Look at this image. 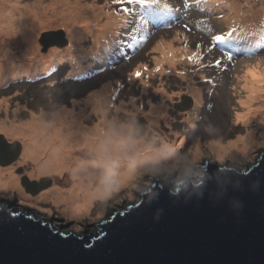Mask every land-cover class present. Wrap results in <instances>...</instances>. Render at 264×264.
Segmentation results:
<instances>
[{
  "label": "rangeland",
  "instance_id": "rangeland-1",
  "mask_svg": "<svg viewBox=\"0 0 264 264\" xmlns=\"http://www.w3.org/2000/svg\"><path fill=\"white\" fill-rule=\"evenodd\" d=\"M20 1L26 3L32 0ZM88 1L81 0L82 3ZM225 1L217 2V0H214V2H203L197 5L194 0H188V7L185 8V0H173L167 5L169 10L166 15L170 16L175 13L177 16H181L185 14L186 18L172 23L169 19V22L157 27L153 33H150L147 40H144L145 34L138 32L139 25L133 17L143 18V14L152 13L155 10L143 7L135 10L139 0H130V2L126 0L125 3H121L119 0H116V2L114 0H95L92 4L94 9L91 10L90 8L89 12L91 13L87 16L97 15V20L101 25L109 16L113 21H117L115 26H112L103 34V37L109 33L107 39L118 40L119 43L114 44V47L123 49L118 55L116 52H111L110 55L118 56L119 60L103 68L91 58L92 54L87 55L86 59L83 58L84 60L81 58L78 65L91 59V67L94 68L91 70V67H89L87 71L80 75L83 76L82 80L84 81L63 78L67 65H63L62 61H58L57 58L60 55H53L52 50L56 49L63 52L61 50L67 48H65L66 43L63 44L60 38L61 31L63 32L62 37L70 39L78 50L90 49L92 51V46L102 47L104 38L100 36L99 40L95 42L91 33L92 29L94 30V27H97L91 25L96 19H89V17L84 20V23L89 24L90 27L84 28V34L78 41L73 40L71 36L72 27L65 28L59 24L40 27L29 46L19 36V32L15 34L0 33V48L7 49V56L0 55V62L9 61L11 63L9 66L0 67V98L6 101L5 105L0 108V117L7 116L10 120L17 122L27 119L30 113L43 112L47 116L52 110V105H63L65 108L71 109L74 104L76 107V103L85 104V99L95 90L105 89L104 85L112 89V85L115 83L114 79L117 78L121 80L120 84H124V86L121 89L119 88L116 98L111 99L109 107L105 108V116L108 122L115 123L116 126L125 125L130 136L135 139L144 137V141H147L151 140L152 134H155V138L151 140L155 148L161 145V139L164 137L170 143L168 150L170 151L173 148L171 156H169L170 154L153 156L154 159H158L153 160V157H151L141 160L140 163L138 161L136 163V165L139 163L138 167L134 166L133 174L125 183L118 188H113L107 195L99 196L84 212L76 213L73 209L74 206L69 201L58 202L56 199L50 198L49 201L43 200L41 202L36 198V195L27 196L26 193L21 195L17 189L12 188L17 191L19 204L32 209L29 210L30 213L43 220L52 216L56 219L62 218L64 221L63 230L71 229L74 232L82 233L83 227L86 230H93L95 227L93 222L110 214L113 209L124 208L128 203L137 200L139 198L137 192L146 190L145 183H150L148 177L169 175L174 173L175 170H185L192 175H196L199 173L193 167L204 164V161H215L219 165L231 166L236 170L252 165L256 156L264 149V120H259L254 115L246 118V120H241L237 117V114L246 111V107L239 102L241 96L247 95L241 90L244 83L241 76L248 65L258 64L259 68L264 67V42H257L254 45L257 52L246 55L235 63L222 61L221 68L228 69L232 67L235 70L233 74H222L220 71L215 72L212 70L205 72V63L206 59L211 62L216 60L213 49L211 52L209 51L211 45L215 44L212 41V36L232 32L235 28L240 32L244 30L252 32L254 29L250 25L251 22L257 19L258 22H262L259 20V13L262 12L264 1L238 0V10L226 7L230 0ZM204 3H211L214 6ZM251 8H258L259 12L248 20H243L242 15L249 14ZM237 13H239L238 16ZM124 17H126V21H123ZM223 19H226V22L221 25L220 20ZM184 25H188L187 29ZM44 32L53 33V37H56L55 39L52 36L49 37L52 45L38 43V39ZM160 39L174 40L173 47L177 51H190L191 55L194 52L202 54V59L196 64L182 61L175 64L177 67L175 71H188L193 76L188 78L189 81H194L192 82L193 87H201L204 90L200 102L194 99L190 90L187 89V81H184L178 74L166 73L162 76L153 73L145 77V72L147 70L151 71L150 65L154 62V58L159 56L158 53L153 52V45ZM72 43H69V45ZM253 43L251 42V45ZM197 44L202 45V47L197 48ZM108 47L111 48V45L109 44ZM81 52L83 51L79 53ZM40 57L44 58L41 59ZM32 64L39 65L35 72L40 74H31V70L28 68ZM45 64L53 66L45 71L43 70ZM88 64L90 65V62ZM140 65L144 67L140 70V79L137 80L133 73L136 66ZM32 73L34 72L32 71ZM204 73L206 77L210 78L209 82H202ZM144 79L145 84L143 83ZM142 86L145 87V91L141 90ZM161 86L166 91L164 98H160L159 95L158 89ZM186 95L190 96L187 98H192L193 104L192 107L188 105L181 110V107L177 108V106L182 103ZM263 97L264 95L260 96L259 99L264 100ZM165 101L168 107L167 111L160 108L161 103ZM152 104L158 105V108L151 111L150 105ZM91 106L85 110L87 122H90L92 118L97 120L93 116ZM191 112H193V118L187 120L186 116ZM161 113L165 115L161 117ZM152 118L155 122L152 121ZM133 121H135L134 127L131 126ZM248 127L255 129L258 142L253 150H248V153L247 151L231 150L227 155L217 157L216 152L209 147L211 140L222 137V141L225 142L237 134H243L249 129ZM261 133L262 135H260ZM0 135L8 144L18 142L23 147V142L19 138L9 137L4 130H0ZM197 143L199 144L198 148ZM83 147L78 148V153L88 161V168L84 167L82 170L85 173L91 169L100 171L103 165L96 164L91 159L88 160L87 157L92 158L91 150H85ZM11 152L13 153V149ZM20 154H22L21 150ZM22 163L24 165L19 161L16 165L12 164L11 172L14 174L16 168L15 176H17L19 171L17 167L19 166L22 169L20 173L24 172L31 178L37 177L38 180L44 178V188L41 189L43 191L38 194H47L52 190H57L56 186L67 188L72 180L69 169L61 172L37 173L30 168L31 166ZM111 176H114V174L109 173L108 183H112ZM16 182L18 183V179ZM7 192H11V189ZM54 192L56 191L51 192V194L53 195ZM56 219L52 220V223L57 226L62 225L60 220Z\"/></svg>",
  "mask_w": 264,
  "mask_h": 264
},
{
  "label": "water",
  "instance_id": "water-1",
  "mask_svg": "<svg viewBox=\"0 0 264 264\" xmlns=\"http://www.w3.org/2000/svg\"><path fill=\"white\" fill-rule=\"evenodd\" d=\"M50 36L44 32L38 42L50 44ZM4 146L0 163L18 157L20 143L0 135ZM258 155L241 170L204 161L193 167L196 175L148 177L137 200L82 233L0 206V264H264V151ZM27 181L25 188H44V178Z\"/></svg>",
  "mask_w": 264,
  "mask_h": 264
},
{
  "label": "bare ground",
  "instance_id": "bare-ground-1",
  "mask_svg": "<svg viewBox=\"0 0 264 264\" xmlns=\"http://www.w3.org/2000/svg\"><path fill=\"white\" fill-rule=\"evenodd\" d=\"M203 1L214 2V0ZM218 1L226 2L225 0ZM94 2L95 0H89L87 3H82L81 0H32L31 2L21 3L20 0H0V33L15 34L19 32V36H21L25 44L29 46L32 44L34 36L40 27L59 24L65 28L72 27L71 36L73 40L78 41L84 34V28L90 27L89 24L84 23V20L90 17L87 15L91 13L89 12L90 8L91 10L94 9V5H92ZM198 2L201 3L202 1ZM204 4L214 6L211 3ZM152 6L160 8L157 4H152ZM226 7L238 10V0H230L226 4ZM258 12V8H251L249 14L246 13L242 15V19L248 20ZM238 15L239 13H237V16ZM89 19H96L91 24L92 26H97L94 27V30L92 29L91 32L95 42L99 40L100 36L103 37V34L111 29L112 26H115L117 22L113 21L111 16H109L102 25L99 24L97 15H93ZM123 21H126V17H124ZM220 22L221 25H223L226 19L220 20ZM150 23H152V21H150ZM108 34L109 33L103 37L104 42H102V47L92 46V51L90 49L78 50L71 40L68 39L67 46H65V48H67L61 50L63 52L53 49L52 54H59L60 56H58L57 59L60 62L67 59L74 72L84 73L90 67L88 62L92 60H85L81 64L79 63L78 66L76 64H78L81 58L86 59L89 54H92L91 57L95 58L101 53L108 54ZM226 34L224 33L223 37L226 36ZM235 37L236 36L233 38ZM244 39H252V35L241 34L237 41ZM173 41L174 40L160 39L153 45V52L158 53L159 56L154 58V62L150 65L151 71L147 70L145 72V77L153 73L162 76L166 73L178 74L184 81H187V89L190 90L194 99L200 102L204 90L201 89V87H193L192 82L194 81L188 80V78L193 77L192 74L188 71H175L177 68L175 64L178 61H183V58L180 57L184 55H186V57L191 56V53L190 51H177V49L173 47ZM69 43L72 44L69 45ZM245 44L247 45V42H245ZM2 50L3 48L1 47L0 55L7 56V49ZM80 51L83 52L79 53ZM40 58L42 59L44 57ZM48 58H50V56H48ZM9 65H11L9 61L0 62V67ZM51 66L53 65L45 64L43 70L46 71ZM38 67L39 65L32 64L28 69L31 70L32 74V71H36ZM143 67V65L136 66L135 72H140ZM157 68L160 69L159 72L156 71ZM35 74L39 73L35 72ZM241 78L244 81L241 90L247 93V95L241 96L239 102L246 107V111L239 112L237 117L241 120H246V118L254 115L259 120H264V100L259 99L260 96L264 95V67L259 68L258 64L248 65ZM143 83L145 84V79ZM103 87L105 89L93 90L94 92H103L104 96L102 104L96 107L91 106L92 112L94 113L93 116H95L97 120L92 118L90 122H87L86 119L85 110L91 105L88 102L90 96L85 99V104L76 103V107L74 104L73 108H66L72 113L70 119L58 117L57 120L53 121L50 118H46L43 112L30 113L27 119L17 122L10 120L7 116L0 117V130H4L8 133L9 137H17L23 142V147L21 146L20 149L22 154L15 158L13 162L14 165L18 164V161L21 164L24 162L29 167L31 166L30 168L37 173L61 172L65 169L71 171V169L76 168L78 165L81 166L78 173L79 180L77 182L72 178L67 188L56 186L57 190L51 191H56L53 193L54 196L51 192H49L50 194L41 193L36 196L39 201H49L50 198L56 199L58 202L69 201L74 206L73 209L76 213L84 212L95 199L99 196H105L106 190H108L109 193L113 188H118L125 183L133 174L134 166L138 167L141 160L153 156L172 155L171 150H173V148H171L170 151L168 150L170 143H168L163 136L161 145L155 148L151 142L155 134H152L151 140L144 141V137L135 139L130 136L128 128L125 125L123 127L121 126L123 124L116 126L115 123L108 122L105 116V108L109 107L113 90L106 87V85ZM141 90L145 91L146 89L142 86ZM158 91L160 98L166 96V91L162 86ZM5 103V99L0 98V108L4 106ZM166 104V101L162 102L160 108L167 111L168 107ZM152 105L150 107L151 111L158 108V105H154L155 107ZM191 118H193V112L186 116L187 120ZM152 121H154V118H152ZM248 128L249 129L243 134H237L235 137H231L225 142L220 140L219 143L211 147V150L216 152L218 155L217 157L227 155V153L232 150L229 147V142L235 141L237 137L243 135L246 137V142L248 144L246 150L248 153L253 150L258 143L255 129H251V127ZM260 135H262V133ZM215 140L216 139H213L210 142ZM82 146H84L83 148H85V150H91L92 158L87 157L88 160L91 159L96 164L103 165L100 171L91 169L85 173L82 170L84 167L88 168V161L82 158V155L78 153V148ZM168 151L169 153H167ZM116 157H118V159H116ZM154 157L152 158L153 160L158 159H154ZM138 161L139 163L136 165ZM12 168L13 166L0 164V187L15 188L22 195L23 192L21 188L16 184V177L11 172ZM109 173L114 174V176H111L112 183H108Z\"/></svg>",
  "mask_w": 264,
  "mask_h": 264
},
{
  "label": "clouds",
  "instance_id": "clouds-1",
  "mask_svg": "<svg viewBox=\"0 0 264 264\" xmlns=\"http://www.w3.org/2000/svg\"><path fill=\"white\" fill-rule=\"evenodd\" d=\"M104 101V96L103 92H94L90 94L88 102L92 105V107H96L100 104H102ZM151 107V105H150ZM161 117H163L165 114L161 113ZM45 116V114H44ZM46 118H50L51 120L55 121L57 118H62V119H70L72 117V113L70 110L66 109L63 105H52V110L45 116ZM122 127L124 125H121ZM131 126H135V121L132 122ZM155 138V137H154ZM222 140V137H218L215 141L210 142L209 147H212L214 144H217ZM199 147V144L197 143V148ZM229 147L232 150H236L239 152H245L248 148V144L246 142V137L245 136H239L235 141L229 142ZM81 166H77L76 168L71 169L70 175L74 179V181L79 180L78 173L80 171ZM108 194V190L105 191V195ZM178 194V193H177Z\"/></svg>",
  "mask_w": 264,
  "mask_h": 264
},
{
  "label": "flooded vegetation",
  "instance_id": "flooded-vegetation-1",
  "mask_svg": "<svg viewBox=\"0 0 264 264\" xmlns=\"http://www.w3.org/2000/svg\"><path fill=\"white\" fill-rule=\"evenodd\" d=\"M6 153H7V155L9 156L10 154H12V152L11 151H7L6 150ZM15 161V159L14 160H11V161H9V162H5V163H0L1 165H5V166H11L12 164H13V162ZM18 168V175L17 176H15V170L17 171V169L15 168L14 169V176L16 177V179L15 180H17L18 179V183L16 182V184L22 189V192H23V194L22 195H24V193H26L27 194V196H29V195H39L38 193L39 192H41V191H43V190H40V191H37L36 190V188L34 187L33 188V190L31 189L30 190V187H32L30 184L28 185V187L27 188H25L23 185H22V180H23V178H27V180L29 181V180H38V179H36L37 177H30L29 175H27V174H25L24 172H22V173H20L21 171H22V169L18 166L17 167ZM20 173V174H19ZM27 181V182H28ZM26 182V181H25ZM16 185V186H17ZM2 187H0V189H1ZM6 188H8V189H6ZM6 188H2V191L0 192V206H3V205H10L11 207H13L14 209H16V210H32V209H29V208H27V207H25L24 205H21V204H19V198H18V194H17V191L16 190H13L12 188H10V187H6ZM6 189V190H5ZM11 189V192H7L8 190H10ZM33 191V192H32ZM51 218H53V220L54 219H56V218H54V216H52ZM58 220H60V224H64L63 222V219L62 218H57ZM56 219V220H57Z\"/></svg>",
  "mask_w": 264,
  "mask_h": 264
},
{
  "label": "snow or ice",
  "instance_id": "snow-or-ice-1",
  "mask_svg": "<svg viewBox=\"0 0 264 264\" xmlns=\"http://www.w3.org/2000/svg\"><path fill=\"white\" fill-rule=\"evenodd\" d=\"M114 2H116V0H114ZM119 2H121V3H125L126 0H119ZM129 2H130V0H129ZM184 7H185V8L188 7V0H185ZM184 27L187 29L188 25H184ZM222 38H223L222 35H214V36H212V41H213V42H216V41L221 40ZM196 47H197V48H200V47H202V45L197 44ZM209 51L211 52L212 49L210 48ZM183 59H186L190 64H196V63H198V62L202 59V54L199 53V52H194L191 56L184 57ZM221 63H222V61L217 60V61L215 62V66L218 67V66H220ZM156 71L159 72L160 69L157 68ZM133 76L138 80V79H140V77H141V73H140L139 71L134 72V73H133ZM14 147H15V146H14ZM4 153H5V146H4L3 148H0V158H2V157L4 156ZM134 206H137V205H129L130 208H131V207H134ZM10 214H11V216H13V217H16V216H20V215H21V213H19V212H17V211H12ZM0 215H2V213H0ZM120 215H124V213L121 212ZM57 234H58V235H64V233H57Z\"/></svg>",
  "mask_w": 264,
  "mask_h": 264
}]
</instances>
